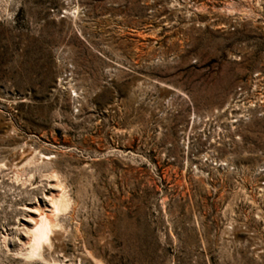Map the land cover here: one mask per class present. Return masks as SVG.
<instances>
[{"label":"rangeland","instance_id":"374dc122","mask_svg":"<svg viewBox=\"0 0 264 264\" xmlns=\"http://www.w3.org/2000/svg\"><path fill=\"white\" fill-rule=\"evenodd\" d=\"M0 264H264V0H0Z\"/></svg>","mask_w":264,"mask_h":264},{"label":"bare ground","instance_id":"6f19581e","mask_svg":"<svg viewBox=\"0 0 264 264\" xmlns=\"http://www.w3.org/2000/svg\"><path fill=\"white\" fill-rule=\"evenodd\" d=\"M43 159L47 160L48 157L47 158L43 157ZM30 160H32V159H30ZM39 163H41V162H39ZM29 164H31L30 161H29ZM29 164H27V165H29ZM32 165H34V164H32ZM53 172H54V170H53ZM51 175H53V174H51ZM49 177H50V175H49ZM60 193H62V192H60ZM63 193H65V192H63ZM63 193L61 196L59 194V197L57 199L52 198L50 215H48V214L42 215L38 221L36 220L37 222L35 221L33 228L31 229L30 233H28L29 234V237H28V246H29L28 257L31 258V257L42 256L41 252L43 251L44 245L51 241L52 236H50V234L53 235L52 234L54 232L53 229L58 225V224H56L57 221L55 222V218H56L58 213L64 211L68 206V204L65 200L67 198H64L65 196H63ZM51 243H49L50 244L49 246L52 245Z\"/></svg>","mask_w":264,"mask_h":264}]
</instances>
